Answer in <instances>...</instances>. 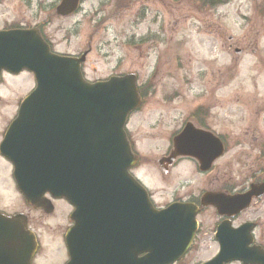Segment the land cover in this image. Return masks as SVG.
Listing matches in <instances>:
<instances>
[{"label":"flooded vegetation","instance_id":"af4514ba","mask_svg":"<svg viewBox=\"0 0 264 264\" xmlns=\"http://www.w3.org/2000/svg\"><path fill=\"white\" fill-rule=\"evenodd\" d=\"M128 1L119 0L117 5H127ZM175 1L181 4L183 0ZM31 2L8 0L5 3V0H0V31L37 30L52 49L43 34L42 26L27 23L18 13L21 8H28ZM60 2L56 0L52 4L54 12ZM82 2L79 1L77 11ZM190 3L195 11L205 16L213 12L212 0H190ZM165 6L166 0H144L141 3V23L150 14L148 23L151 27L145 37L138 38L136 48H139L141 54L149 40L153 45L161 43L158 31L161 26L159 9ZM68 17L56 16L58 19ZM190 18V15L184 16L182 24L193 25L195 21H187ZM153 25L157 30L152 29ZM134 38V33L127 36L132 47H135ZM229 47L226 49L229 50ZM155 76L156 72L151 74L144 86V94L138 90L140 106L129 120L145 113V94L152 90ZM210 91V95L206 91L195 93L193 100L184 101V107L178 106L183 101H168L163 102V107L156 106L157 110L161 108L159 112H152L153 116L156 115L153 126L162 129L158 136L157 169L153 172L158 179L159 196L166 201L158 203L150 193L148 198L154 210L183 204L189 205L195 212L196 230L188 253L175 264H183L190 254L196 258L201 256L196 264L205 263L221 250L238 253V260L234 259L236 255H231L225 264H264V99L230 100L225 90L224 99L215 100V91ZM260 92L256 90L255 96L261 98ZM174 102L177 103L172 106ZM150 119L152 117L149 116L147 120ZM7 127H1L0 144ZM125 134L131 149L135 150L128 125ZM134 154L137 164L130 172L140 175L142 180L150 179L149 174L139 167L140 157ZM9 184L19 209L7 213L0 208V213L25 216L27 227L37 242V251L31 264H68L71 259H76L78 264H112V261L115 264H130L133 239L127 226L129 216H126L124 231L123 221L117 218V207L114 220L99 215L94 228L87 227L85 219H80L82 225L78 236H75L70 233L73 208L66 201L46 194L51 213L46 215L35 209L17 189L12 178V168L0 155V204L5 196V186ZM35 215L38 220L46 218L49 223L47 231L37 233L38 220ZM111 222H115V228H112ZM44 242L46 248H43ZM76 243L82 251L79 254L73 251ZM42 254L45 257L43 263L38 262Z\"/></svg>","mask_w":264,"mask_h":264},{"label":"water","instance_id":"95a60500","mask_svg":"<svg viewBox=\"0 0 264 264\" xmlns=\"http://www.w3.org/2000/svg\"><path fill=\"white\" fill-rule=\"evenodd\" d=\"M77 2L62 0L56 14H71ZM85 56L51 54L36 31L0 32V73L27 71L36 85L20 105L0 153L12 165L13 177L28 203L50 213L43 198L49 192L75 208L73 233L79 230L84 207L85 218H93L101 209L97 216L107 210L114 220V207L125 211L128 196L133 264H172L190 245L194 212L185 205L159 213L152 210L145 191L127 173L135 157L123 127L139 105L136 76L87 83L80 73ZM119 213L125 231L126 217ZM111 225L115 228V222ZM35 251L24 217L0 215V264H30ZM75 253H81L78 246ZM228 254L222 252L206 264H223ZM70 264L78 263L75 259Z\"/></svg>","mask_w":264,"mask_h":264},{"label":"rangeland","instance_id":"374dc122","mask_svg":"<svg viewBox=\"0 0 264 264\" xmlns=\"http://www.w3.org/2000/svg\"><path fill=\"white\" fill-rule=\"evenodd\" d=\"M31 1L28 8H21L18 13L27 23L42 26L55 53L79 56L89 50L82 68L86 81L132 73L137 76V85L144 94V86L156 72L153 88L145 94V113L131 118L128 128L140 157L139 167L150 179L142 180L136 173L134 177L158 203L166 199L159 196V183L153 172L157 169L158 136L162 131L153 126L156 115L152 112L161 110L156 106L163 107V102L168 101H183L178 106L184 107V101L193 100L195 93L206 91L210 95V90L215 91V100H223L225 90L230 100L264 99V16H261L264 7L261 12L257 10V5H262L264 0H220L222 5L208 16L195 11L190 0H183L181 4L166 0V6L159 9L162 27L159 25L158 31L162 41L153 45L149 40L143 54L136 48L138 38L145 37L151 30L150 14L141 23L140 5L144 0H129L122 6H117L119 0H83L79 11L66 19L56 18L52 9L56 0ZM150 13L153 15L152 10ZM186 15L191 17L187 21H195L193 25L182 24ZM152 29L155 31L157 27L153 25ZM132 33L136 35L135 47L127 39ZM229 45L230 52L226 50ZM234 49L241 50L242 54L236 56ZM32 88L33 80L28 75L3 77L0 130L10 123L18 100H23ZM256 90L261 91V98L255 96ZM149 116L152 119L147 120ZM0 208L7 213L19 209L10 184L5 186ZM34 217L38 220L37 215ZM48 224L46 218L38 220L37 233L47 231ZM45 243L43 248H46ZM44 258L42 254L38 262L43 263ZM200 258L190 254L183 264H195Z\"/></svg>","mask_w":264,"mask_h":264}]
</instances>
